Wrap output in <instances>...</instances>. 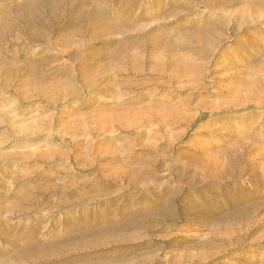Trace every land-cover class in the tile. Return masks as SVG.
Listing matches in <instances>:
<instances>
[{"label": "rangeland", "instance_id": "obj_1", "mask_svg": "<svg viewBox=\"0 0 264 264\" xmlns=\"http://www.w3.org/2000/svg\"><path fill=\"white\" fill-rule=\"evenodd\" d=\"M0 264H264V0H0Z\"/></svg>", "mask_w": 264, "mask_h": 264}]
</instances>
